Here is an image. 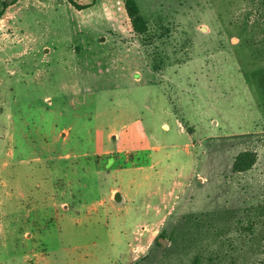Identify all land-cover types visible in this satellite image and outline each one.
<instances>
[{"label": "rangeland", "instance_id": "rangeland-1", "mask_svg": "<svg viewBox=\"0 0 264 264\" xmlns=\"http://www.w3.org/2000/svg\"><path fill=\"white\" fill-rule=\"evenodd\" d=\"M121 1L0 0V200L80 220L38 223L33 248L11 231L9 255L264 264V103L253 78L264 7L137 0L149 22L137 36L120 22ZM244 150L256 163L236 172Z\"/></svg>", "mask_w": 264, "mask_h": 264}, {"label": "crops", "instance_id": "crops-1", "mask_svg": "<svg viewBox=\"0 0 264 264\" xmlns=\"http://www.w3.org/2000/svg\"><path fill=\"white\" fill-rule=\"evenodd\" d=\"M110 152V151H107ZM105 152V153H107ZM39 195H45V194H39ZM116 200H123V194H120L117 192L114 194ZM52 197V196H50ZM4 197L0 200V264H31L29 263V259H34V257L37 256V253H33V249L28 250L26 253L25 250H22V255H9V245L12 244L9 240L10 232L12 231L13 237H14V242L16 245L17 244H22V246L28 247V248H33L37 244V235L35 234L36 229H37V224L38 223H44L47 224L49 227H47V230H61L62 223L66 222V225H70L73 227H77L80 224L79 218H75L73 220L68 219L67 217H62L59 220H53V219H47L45 220V217L42 216L41 219H38L36 214L33 213L32 209L28 208V215L27 211L24 207H21L20 203L18 205L11 207H5L3 205L4 202ZM55 198V197H52ZM59 201V200H58ZM57 201V202H58ZM56 201L54 204L57 203ZM67 203H61V207L66 210L67 208L65 207ZM59 209V208H57ZM57 209L54 210V212H51L53 216H57ZM8 210V212H7ZM32 210V211H31ZM53 211V209H52ZM56 211V213H55ZM67 215V213H66ZM78 215V214H76ZM44 218V219H43ZM53 220V221H52ZM39 221V222H38ZM51 221V222H48ZM56 221V222H55ZM100 221V220H97ZM96 221V222H97ZM95 222V221H92ZM69 226V227H70ZM22 227L24 233L22 234ZM44 228V227H43ZM12 229V230H11ZM22 235L24 238H22ZM12 237V234H11ZM13 239V238H11ZM75 246V245H74ZM63 248V247H62ZM63 250V249H60ZM46 253L45 256L41 257L42 264H48V251L42 252ZM41 254V253H40ZM37 260H34L36 262Z\"/></svg>", "mask_w": 264, "mask_h": 264}, {"label": "trees", "instance_id": "trees-1", "mask_svg": "<svg viewBox=\"0 0 264 264\" xmlns=\"http://www.w3.org/2000/svg\"><path fill=\"white\" fill-rule=\"evenodd\" d=\"M253 3L259 4L264 7V0H252ZM74 5L78 10H84L91 7L93 4H77ZM123 20L120 21L123 24H128L130 31L137 36L145 35L149 32V22L146 16L143 14L141 7L137 0H123L120 3ZM253 78L259 89L260 96L264 103V66L253 72ZM257 160V153L252 150H244L239 152L233 161V170L236 172H245L250 170ZM258 213L261 215L264 213V206L256 208ZM250 226L247 228L249 229ZM166 232H163L159 237L156 238L155 242L157 245H162L159 241L160 237L166 238ZM199 260L196 257L194 264Z\"/></svg>", "mask_w": 264, "mask_h": 264}, {"label": "water", "instance_id": "water-1", "mask_svg": "<svg viewBox=\"0 0 264 264\" xmlns=\"http://www.w3.org/2000/svg\"><path fill=\"white\" fill-rule=\"evenodd\" d=\"M113 160H114L113 158L110 160L108 166L111 165V163L113 162ZM159 241H160L162 244H166V243L168 242V240H167L166 238H163V237H160V238H159Z\"/></svg>", "mask_w": 264, "mask_h": 264}]
</instances>
